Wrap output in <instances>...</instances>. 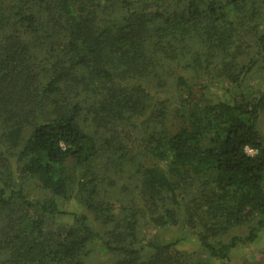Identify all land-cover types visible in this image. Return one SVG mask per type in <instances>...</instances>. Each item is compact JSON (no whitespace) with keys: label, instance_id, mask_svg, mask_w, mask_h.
<instances>
[{"label":"trees","instance_id":"16d2710c","mask_svg":"<svg viewBox=\"0 0 264 264\" xmlns=\"http://www.w3.org/2000/svg\"><path fill=\"white\" fill-rule=\"evenodd\" d=\"M263 69L264 0H0V264H87L95 243L110 264H230L264 229V92L236 93Z\"/></svg>","mask_w":264,"mask_h":264},{"label":"rangeland","instance_id":"374dc122","mask_svg":"<svg viewBox=\"0 0 264 264\" xmlns=\"http://www.w3.org/2000/svg\"><path fill=\"white\" fill-rule=\"evenodd\" d=\"M252 75L249 76V79L251 78ZM254 76L255 78L249 80L250 82L248 81L245 84H243L244 85L243 87L236 89V93L248 96L254 90L253 96H257L258 93L264 92V78H263L264 69L262 70V73L260 75L257 76L256 74H254ZM222 86H223L222 84H220L219 86V88L221 89L220 96L224 97L225 99L231 100L230 92L233 90V88L227 84H225L224 87ZM227 87H229L230 92L226 90ZM217 89L218 88L216 87L214 91H219ZM258 129L260 131V134L264 137V110L261 112L259 120H258ZM106 135L107 134L105 131L99 132L97 134V136L100 139L104 138ZM133 139L134 138H132V140ZM142 144L143 143H141L139 139H135L134 143L132 141L130 143V147L127 150H124V152H126L127 155H125V157L119 160L123 161L122 163H124L130 159L131 154L136 153L137 155L139 149L142 148ZM111 145L113 146L112 148L113 150L115 146H117V144H114V142H112ZM121 153H123V151L118 149V154H121ZM140 159H141L140 157H137V160H135L134 163H131L130 166H125L124 172H133L134 166L138 164V160ZM98 161L103 162V159L101 156L99 157ZM122 163L120 164L118 162H110L109 165L113 168L115 166H122ZM127 181L130 182L131 178H124L120 180L118 184L122 182H127ZM114 189L110 188L108 184H106L104 186L105 191H103L102 195L105 194L108 199L111 198L112 200L119 201L118 198L122 199V196L118 192L114 191ZM111 193L113 195L116 194L119 197L116 198L115 196H112ZM42 195H45L43 190H41L38 186L36 187L34 184H32L30 196L33 198L34 197L38 198V197H42ZM75 204H76L75 202H70V203L63 202L61 206H63V208H65L68 211H73L76 208ZM72 221H73V215L66 214L56 219L49 218L45 223V227L46 229L48 228L64 229L66 225L70 224ZM247 229H248L247 225L233 226L222 238L225 241L234 235L245 234L247 232ZM140 237L144 240L154 238L155 240H159L161 242H171L174 240H180L179 243L176 245L177 249H179L180 251L184 253H187L186 254L187 256L191 255L193 260L195 259L196 261L198 260V258L206 259V257H208V255L205 252H203V248L199 244L196 237L193 235H190L188 233V230L185 229V227H183L182 225H171V226H167L163 228H156L152 226L151 224H146L144 222L142 229L140 230ZM150 251L151 250H149V252ZM209 262L210 264H222L218 260H212V259H210ZM110 263H111V260H110L109 254L106 253V251L100 245V243H97V244L95 243L94 251L91 257L88 258L87 264H110ZM195 264H198V263H195ZM230 264H264V229H262V231L259 234V237L253 243L242 245L232 250Z\"/></svg>","mask_w":264,"mask_h":264},{"label":"clouds","instance_id":"9594fccd","mask_svg":"<svg viewBox=\"0 0 264 264\" xmlns=\"http://www.w3.org/2000/svg\"><path fill=\"white\" fill-rule=\"evenodd\" d=\"M244 151L248 155H255V149L251 148L250 145H245Z\"/></svg>","mask_w":264,"mask_h":264}]
</instances>
